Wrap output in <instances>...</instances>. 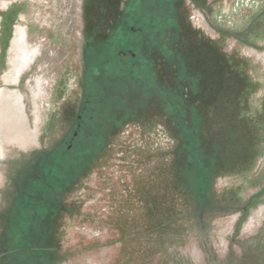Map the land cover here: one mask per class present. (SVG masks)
I'll list each match as a JSON object with an SVG mask.
<instances>
[{
  "label": "rangeland",
  "instance_id": "374dc122",
  "mask_svg": "<svg viewBox=\"0 0 264 264\" xmlns=\"http://www.w3.org/2000/svg\"><path fill=\"white\" fill-rule=\"evenodd\" d=\"M152 1L0 0V264H264V0ZM127 9L139 48L97 58ZM92 56L195 115L206 190L156 95L86 151Z\"/></svg>",
  "mask_w": 264,
  "mask_h": 264
},
{
  "label": "trees",
  "instance_id": "16d2710c",
  "mask_svg": "<svg viewBox=\"0 0 264 264\" xmlns=\"http://www.w3.org/2000/svg\"><path fill=\"white\" fill-rule=\"evenodd\" d=\"M144 2H149V7H153V5L156 6V4H153L154 2L152 0H142V3ZM130 10L127 9L125 11V14L122 17V22L119 25L118 29L115 30V35L110 40V44L104 51L100 52L97 55V58H99L98 56H100V58H103L104 56L109 57L110 55L112 57L113 55L117 57L116 54H118V52L123 53L124 51H133L134 53V51L139 48V46L135 47L134 43L135 41L139 42L137 40V37H140V32L135 31L134 27H140L141 21H139L138 17L135 18V16L133 15L134 13H136V11L133 10V12L130 13ZM156 11L160 18V25L164 27L170 26L172 23V19L168 17L167 14L164 18L163 10ZM150 19L151 21L154 20L153 16L150 15ZM154 22L152 21V23ZM92 57L88 61L89 63L87 64V70L85 74L88 93H86L85 95L86 103L84 122L85 125L89 127L88 129L92 130L93 138H90V140L92 139L94 146L93 148H91V150H89V143L87 144L86 142V151L91 152V154H96L100 150L99 145L102 144V141L100 140L99 136L96 135H98L99 133H104L102 129L105 128V124H110V121L114 120L116 112L118 110L122 109L121 112L129 113L123 111V107H125L126 110L129 109L128 105L131 104V99H133V103L136 106H140L141 104L146 102L148 95L146 93H149L150 97L156 95L154 99L156 101H160L161 105H164V111L170 112L172 115L177 116L176 123H178L177 125L179 135L184 142V152L185 155H187L186 160L189 161V165L195 167V161H198L199 163V167H195L196 169H198L197 174L195 175L193 182H191L190 184L192 190H197L198 192L199 190H206L203 185L208 187V178L211 174V164L210 160L208 158H205L207 156L201 153L202 149L198 145L199 137L197 125L199 124V120L195 117V115H193V118L191 119L192 125L188 127L185 121L186 117L183 116V111L179 108L181 107L179 98L176 99L169 97V95H164L162 92L157 90L155 85L149 84V86H146V82L144 87V82L141 79L135 78L134 75L128 76L125 68H121L119 64H113V62L109 61L111 64L106 63L100 65V63H98V61L94 59V56ZM126 90H128V92L130 91L129 94L122 93ZM85 137L87 138L88 135H86ZM77 145L79 147V150L77 151L82 152V147H80L82 144L78 143ZM202 172L203 175L201 174ZM198 180H200V184H197ZM195 181L196 184H194Z\"/></svg>",
  "mask_w": 264,
  "mask_h": 264
},
{
  "label": "bare ground",
  "instance_id": "6f19581e",
  "mask_svg": "<svg viewBox=\"0 0 264 264\" xmlns=\"http://www.w3.org/2000/svg\"><path fill=\"white\" fill-rule=\"evenodd\" d=\"M17 41V40H16ZM17 115V114H16ZM21 123V122H20ZM13 124V123H12ZM9 126V125H8ZM19 126V125H18ZM9 137V136H8Z\"/></svg>",
  "mask_w": 264,
  "mask_h": 264
}]
</instances>
